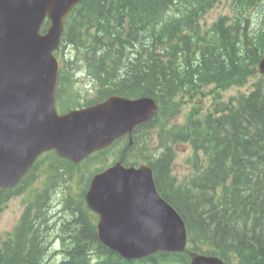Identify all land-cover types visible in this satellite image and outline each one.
<instances>
[{
	"label": "trees",
	"instance_id": "16d2710c",
	"mask_svg": "<svg viewBox=\"0 0 264 264\" xmlns=\"http://www.w3.org/2000/svg\"><path fill=\"white\" fill-rule=\"evenodd\" d=\"M118 2L119 6L112 0L82 4L89 15L85 24L102 29L86 60L106 95H147L161 104L159 119L137 128L135 136L167 125L179 114L177 99L190 91L210 83L223 90L245 85L264 56L262 33L249 32L247 12L258 3L255 0H232L231 18L220 17L207 28L200 22L218 0ZM258 13L264 16V9ZM128 15L129 31L123 41L118 33ZM112 21L117 29L110 26ZM74 35L71 48L80 45L79 35ZM116 43L123 45L115 50ZM172 132H168L172 142L189 143L194 153V177L178 187L169 202L182 217L193 246L201 244L228 264L231 257L241 264H264V78L221 116L200 118L192 112ZM164 138L169 139L160 140ZM169 154L161 153L152 166L162 182L168 177ZM71 222V235L83 244L76 246L73 259L82 261L89 233L82 217ZM7 260V264H39L33 251L23 255L12 250Z\"/></svg>",
	"mask_w": 264,
	"mask_h": 264
},
{
	"label": "water",
	"instance_id": "95a60500",
	"mask_svg": "<svg viewBox=\"0 0 264 264\" xmlns=\"http://www.w3.org/2000/svg\"><path fill=\"white\" fill-rule=\"evenodd\" d=\"M58 1L60 9L53 6L49 11L53 21L59 19L61 12L63 14L64 5L66 11L77 0H66V3L65 0ZM26 14L27 11L20 0H0V132H5L7 125L11 123L13 129L8 136L20 143L15 146L13 143L0 141V189L14 183L19 171L21 173L13 159L17 158V161L24 163V159L18 153L24 145H37L31 150L36 153L55 148L60 156L69 157L75 162L90 152V150L85 151V148L81 150L78 143L72 150L67 149L72 139L71 135L55 127L51 128V132L59 139L38 145L44 135L45 127L50 122V115L30 103L31 95L28 93V88L33 84L32 81L20 87L13 79V76L19 73L27 71L26 76L29 74V69L18 63L13 55L16 44L26 33L24 27ZM5 25L8 26L7 30H3ZM36 67H43V64L39 63ZM260 71L264 73V60L260 64ZM118 112L123 113L117 117ZM155 114L156 106L149 99L128 102L114 97L93 112L99 123L102 122L104 127L108 124L106 129L113 136L130 133L135 125L145 122ZM103 129H99L97 133H104ZM78 141L84 142L86 139ZM74 152H77L76 155H72ZM79 153L80 158H76ZM146 176L144 169L134 172L115 166L106 174L95 178L87 194V201H90L102 215L101 239L127 258L141 257L160 249L182 248L183 225L172 209L162 207L158 210V203L138 201L132 204L133 201L128 199L133 189L145 186ZM116 186L121 193L116 191ZM120 194L123 200L119 198ZM203 263L219 264L217 261L194 260V264Z\"/></svg>",
	"mask_w": 264,
	"mask_h": 264
},
{
	"label": "rangeland",
	"instance_id": "374dc122",
	"mask_svg": "<svg viewBox=\"0 0 264 264\" xmlns=\"http://www.w3.org/2000/svg\"><path fill=\"white\" fill-rule=\"evenodd\" d=\"M228 14V7L226 0H222V2L214 7L212 11L207 15V17L204 19V22H202L203 28H207L210 26V24L217 19V17L221 15ZM257 15L261 16L258 11ZM144 43V42H142ZM70 59L73 58L71 53L69 52ZM83 65L81 63V69ZM83 70V69H82ZM83 74H85V71L83 70ZM82 74V75H83ZM83 84L81 85V90L79 94L77 95V99L79 102L83 101V97L86 99H89L92 97V95L95 93L92 89H90V86L92 84V80L90 78L82 79ZM86 86V87H84ZM78 88V87H76ZM83 88V89H82ZM249 87L245 86L243 88H231L224 92H221L220 101H215L214 103H224L227 102L230 98H234L238 96L239 94L246 93ZM212 90V89H211ZM216 92H213L211 96H206L202 101L199 103V105L202 107L203 111L210 110L213 103V96ZM191 106L186 107L182 110V113L177 117L176 123H183L185 114L190 111ZM175 161L173 163V176L176 177L178 181L182 180L183 178L187 177L191 172V165L188 163V160L191 155V150L188 147V145H179L175 147ZM70 186L75 187L74 180L70 181ZM71 187V188H72ZM77 192V189L75 190ZM23 201L20 198L9 200L4 208L0 211V239L5 238V235L7 232L11 230L12 225L15 223L18 215L21 213L23 209ZM44 219L48 221V207H45V210L43 212ZM52 216H60L59 213H56ZM71 221V220H70ZM72 223V222H71ZM51 225V223H49ZM72 233V232H71Z\"/></svg>",
	"mask_w": 264,
	"mask_h": 264
},
{
	"label": "bare ground",
	"instance_id": "6f19581e",
	"mask_svg": "<svg viewBox=\"0 0 264 264\" xmlns=\"http://www.w3.org/2000/svg\"><path fill=\"white\" fill-rule=\"evenodd\" d=\"M131 12V11H130ZM119 29V28H118ZM102 30V29H101ZM100 30V31H101ZM119 34V33H118ZM141 34V33H140ZM144 34V33H143ZM131 35V34H130ZM138 38V37H137ZM143 41V40H142ZM136 42V41H135ZM142 48V47H141ZM139 50V49H138ZM142 50V49H141ZM96 54V53H95ZM143 55V54H142ZM226 56V55H225ZM129 58V57H128ZM251 67V66H250ZM117 68V67H116ZM196 68V67H195ZM199 70V69H198ZM208 71V70H207ZM196 152V151H195ZM227 152V151H226ZM228 153V152H227ZM48 219V221L50 220L49 218H47Z\"/></svg>",
	"mask_w": 264,
	"mask_h": 264
}]
</instances>
